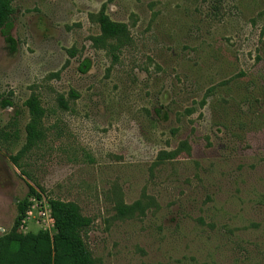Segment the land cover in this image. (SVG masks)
<instances>
[{
	"label": "rangeland",
	"instance_id": "1",
	"mask_svg": "<svg viewBox=\"0 0 264 264\" xmlns=\"http://www.w3.org/2000/svg\"><path fill=\"white\" fill-rule=\"evenodd\" d=\"M12 5L0 32V236L31 186L92 219L83 238L97 264H264V0ZM104 5L133 39L117 63L92 42ZM33 92L46 139L16 166Z\"/></svg>",
	"mask_w": 264,
	"mask_h": 264
},
{
	"label": "trees",
	"instance_id": "2",
	"mask_svg": "<svg viewBox=\"0 0 264 264\" xmlns=\"http://www.w3.org/2000/svg\"><path fill=\"white\" fill-rule=\"evenodd\" d=\"M13 0H0V32L6 27L14 14ZM93 22L100 28V35L93 37L94 47L106 51L117 63L123 49L132 44L130 28L126 23L113 21L106 13L104 5L101 11L91 15ZM74 55V52L71 51ZM60 104L67 109V103L62 97ZM11 106V103H7ZM30 120L26 126V144L20 153L13 158L14 164L26 153L32 151L46 139L44 119L46 109L40 95L33 92L25 102ZM180 150L164 153L166 159H174ZM41 193L30 186L29 193L18 201V215L14 226L0 236V264H97L89 251L83 232L92 225V219L82 214L80 207L73 202L49 199L52 215L55 219V231L24 234L20 231L33 197L41 198ZM132 207H121L122 215L127 214Z\"/></svg>",
	"mask_w": 264,
	"mask_h": 264
},
{
	"label": "built area",
	"instance_id": "3",
	"mask_svg": "<svg viewBox=\"0 0 264 264\" xmlns=\"http://www.w3.org/2000/svg\"><path fill=\"white\" fill-rule=\"evenodd\" d=\"M31 205L26 212V217L22 222V228L25 227L27 223L36 222L41 226L43 231L53 234L55 231V219L52 215L50 204L47 200L41 198L33 197L30 199Z\"/></svg>",
	"mask_w": 264,
	"mask_h": 264
}]
</instances>
